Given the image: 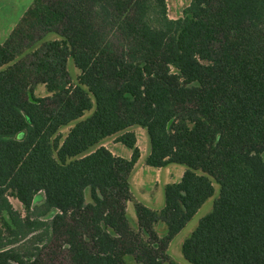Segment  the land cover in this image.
Here are the masks:
<instances>
[{"label":"trees","instance_id":"trees-1","mask_svg":"<svg viewBox=\"0 0 264 264\" xmlns=\"http://www.w3.org/2000/svg\"><path fill=\"white\" fill-rule=\"evenodd\" d=\"M134 125L146 165L187 166L163 207L135 202L138 229ZM216 183L184 258L264 264V0H192L176 18L167 0H35L0 43V264H183L169 244Z\"/></svg>","mask_w":264,"mask_h":264},{"label":"rangeland","instance_id":"rangeland-1","mask_svg":"<svg viewBox=\"0 0 264 264\" xmlns=\"http://www.w3.org/2000/svg\"><path fill=\"white\" fill-rule=\"evenodd\" d=\"M34 1L35 0H0V43L4 42L9 37L22 15L28 10ZM191 1L192 0H167L169 16L172 18L181 16L184 8L188 6ZM56 37V33H49L46 38L53 39ZM68 68L72 77L75 79L78 70L75 68L72 59H69ZM34 88L36 96H46L50 94L45 84H37ZM68 127L69 126L63 127L62 131L65 132ZM130 129L133 130L137 136V144L141 150V156L129 176L133 200L129 201L127 204V216L131 226L138 229L135 202H142L153 208L163 207L165 205L166 184L181 181L187 166L181 163H171L160 168L146 165L145 160L149 155L151 148L147 129L140 125H134ZM102 144L119 156L125 158H129L131 156L132 150L125 144L117 142L115 140V136L107 137L104 139ZM98 146L99 145L92 147V150ZM218 193L219 185L216 183L215 194L206 200L193 218L170 242L168 253L176 262L191 264L182 254L183 243L185 239L194 231L199 220L212 210ZM86 196L89 200V192H86ZM9 199L13 206L24 215L25 210L22 203L13 196H10ZM155 228L160 236L167 233V225L163 221L156 223ZM125 259L126 264H142L136 261L133 255H127Z\"/></svg>","mask_w":264,"mask_h":264},{"label":"crops","instance_id":"crops-1","mask_svg":"<svg viewBox=\"0 0 264 264\" xmlns=\"http://www.w3.org/2000/svg\"><path fill=\"white\" fill-rule=\"evenodd\" d=\"M23 16V15H22ZM19 22V21H18Z\"/></svg>","mask_w":264,"mask_h":264}]
</instances>
